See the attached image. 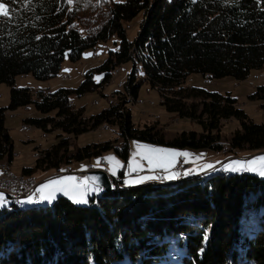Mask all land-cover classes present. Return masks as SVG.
Instances as JSON below:
<instances>
[{
  "label": "trees",
  "instance_id": "obj_1",
  "mask_svg": "<svg viewBox=\"0 0 264 264\" xmlns=\"http://www.w3.org/2000/svg\"><path fill=\"white\" fill-rule=\"evenodd\" d=\"M9 8L10 18L0 17V85L11 87L9 106L0 107V161L14 157L6 112L30 104L55 115L29 117V128L80 134L117 125L126 143L115 150L126 159L131 138L221 152L218 130L227 119L242 126L230 140L231 149L264 148V122H254L230 95L186 83L193 73L240 81L264 69V0H15ZM140 14V29L130 40L127 25ZM114 35L119 50H110L77 89L34 94L30 87L15 86L19 75L49 81L66 57L78 61L84 50ZM128 61L134 65L120 103L84 118L71 94L102 88ZM94 71L104 73L101 82L94 80ZM144 83L165 97L169 112L199 119L202 131H183L166 141L155 124L136 126L127 104ZM251 97L264 100V85ZM67 143L62 139L43 150L36 165L22 173L62 164ZM111 147V142L95 144L93 152ZM90 148L80 149L76 158L92 154ZM192 174L128 187L122 174L111 176L114 190L90 196L86 205L59 196L51 205L24 207L7 196L12 205L0 208V264H264V177Z\"/></svg>",
  "mask_w": 264,
  "mask_h": 264
},
{
  "label": "rangeland",
  "instance_id": "obj_2",
  "mask_svg": "<svg viewBox=\"0 0 264 264\" xmlns=\"http://www.w3.org/2000/svg\"><path fill=\"white\" fill-rule=\"evenodd\" d=\"M142 21V15L140 14L136 19L127 25V36L130 40H134L140 29V23ZM120 46V39L117 35H114L106 42H99L94 48L84 50L81 58L78 61H71L66 57L63 62L60 72L54 78L49 81H38L32 74L19 75L15 79V86L18 88L30 87L33 89L34 94L40 90H44L46 93L55 92L59 89H77L78 86L84 80L85 74L89 70H95L98 66L103 64L108 58L109 51H118ZM91 55H86V54ZM133 61L123 63L119 68L113 72L112 79L108 84L102 88L84 94L72 93L70 101L76 110L83 111V117L88 118L94 114L101 112L103 109L108 108L111 105L120 103L121 91H124L123 82L127 79L128 74L133 68ZM138 69L142 68V63L137 62ZM139 76H142V71L139 70ZM94 80L101 82L104 78V73L94 71ZM186 83L190 86L201 87L210 92H216L223 95H230L237 100V105L243 109L248 116L256 123L264 122V100L258 98H252L251 96L257 90V87L264 85V69L252 70L249 77L245 80H236L232 77H224L220 79L209 78L206 79L200 73H193L188 76ZM10 91L11 87L3 83L0 85V107H7L10 103ZM165 97H162L159 91L153 88L150 84L144 83L140 90L137 99L130 97V102L127 106L131 111L132 120L138 127H145L147 125H156L158 130L163 133L166 141L174 139L178 134L183 131H196L201 132L202 126L199 119H189L186 117H180L177 114L171 113L167 110L166 106L162 104ZM193 99L187 100L191 102ZM196 101H199V99ZM55 112L44 114L40 112L34 104L28 106L19 107L15 110H8L6 112L5 125L9 129V133L14 143V157L12 162H9L7 158L0 161V164L7 163L14 174L20 175L23 167H34L36 165V158L42 154L43 150L51 148L53 145L60 143L62 139H65L68 143V150L66 152V159L59 166H49L45 168H39L32 175V178L38 183V188L46 181L59 177H78V174L87 173L93 170H106L108 174L113 177H119L121 174L123 183L126 179H134L137 176H155L156 179L146 180L144 183H133L124 186H137L151 182L169 181L165 177L171 172L180 173L178 163L182 159L184 164H190L193 171V176H199L204 174L199 172L198 169L201 165L211 162L215 165L217 171L211 172L205 176H209L216 172L226 173H242L249 172L258 176L259 173L255 171H225V165H231L233 161H252L255 160L256 167H260L264 164V161H260L256 158L264 157V148L253 149L251 147H242L231 149L230 140L235 131L241 129L242 126L237 119L223 120L219 126L218 133L220 134V143L224 146L223 151L217 152L211 148H192V147H177L169 144L152 143L147 141L131 138L129 140V153L126 159L120 155L115 148L122 149L125 145V140L119 133L117 125L103 124L100 127L92 130L82 132L80 134L62 132L60 130H48L42 131L37 128H29L26 125L25 120L29 117L44 118L47 116H54ZM105 142H111L113 147L103 149L101 153L93 152V146L95 144L104 145ZM91 146L89 151L90 155H84L81 158H76L78 151L86 146ZM140 145L152 146L156 148L171 149L180 152H188L193 154L192 156L185 158L183 156L177 157L173 162L174 166L167 167L168 153L152 154L148 148L139 147ZM135 153V155H133ZM151 154L155 157H159L161 162L165 163V167H156L155 159L152 166L149 165L148 160L144 158L146 155ZM203 154L200 159H196L197 156ZM108 156H115L120 165L116 166L110 164L109 161L102 159ZM68 157V158H67ZM99 159V165L97 161ZM189 162H185V160ZM133 162V166H139L136 172H132L127 165ZM219 162V163H216ZM181 163V162H180ZM92 166V167H90ZM116 167V175H112L109 171L110 167ZM71 173H67V171ZM1 173V170H0ZM24 175V174H23ZM186 175L185 177H187ZM183 179L182 176H180ZM264 177V176H260ZM112 178V177H111ZM113 179V178H112ZM175 180V179H172ZM180 180V179H178ZM79 181H74L78 183ZM104 190V189H103ZM104 191L99 193H90L89 197L94 195H102ZM2 193V192H0ZM4 194V193H3ZM41 195V193H40ZM59 196H65L70 198V195H65L63 192H57L55 199ZM98 197V196H97ZM6 203L3 207H10L11 200L4 194ZM24 198L22 201H25ZM41 202V206H47L53 204ZM73 201V200H72ZM87 203H76L80 205H86ZM24 207L34 206L33 203H21ZM0 207V208H3ZM175 256V255H174ZM177 257V255L175 256Z\"/></svg>",
  "mask_w": 264,
  "mask_h": 264
},
{
  "label": "snow or ice",
  "instance_id": "obj_3",
  "mask_svg": "<svg viewBox=\"0 0 264 264\" xmlns=\"http://www.w3.org/2000/svg\"><path fill=\"white\" fill-rule=\"evenodd\" d=\"M15 2V0H9V2H3V0H0V17L4 18H10V8L9 4ZM69 3H72L73 0H68ZM39 39V37H37ZM86 55H91L86 54ZM139 147L142 148H148L150 150V153L152 154H160V153H168L169 158L167 159V167L171 168L174 166L173 162L176 160L177 157L183 156L185 158H188L192 156L193 154L188 153L186 151L180 152L176 150H171V149H164V148H156L152 146H146V145H140ZM135 155V153L133 154ZM203 154H200L199 156L196 157V159H200ZM144 158L148 160V163L150 166L154 164V159H155V166L156 167H165V163L161 162V159L159 157H155L151 154L146 155ZM102 159H105L110 162V164L113 165H120V161L115 157V156H108L104 157ZM260 161H264V157H258L256 158ZM185 162H189L187 159ZM219 163V162H216ZM97 165H99V159L97 161ZM255 165V160L252 161H240L236 160L233 161L231 165H225L224 170L225 171H232V172H239V171H255L258 172L260 176H264V164H262L260 167H256ZM128 168L131 169L132 172H136L138 169L137 166H133V162H130L127 165ZM109 171L112 173V175H116V167H110ZM193 171H197L196 169H188L185 170L183 173L184 175H190L193 173ZM199 172L204 173L205 175L210 174L211 172L217 171L215 165L211 162H207L203 165L200 166L198 169ZM179 173L171 172L169 175H167L165 178L172 180V179H177ZM156 179L155 176H137L134 179H126L124 183L126 185L128 184H133V183H144L146 180H152ZM79 181L78 183H74V181ZM103 191V188L99 184V177H81V178H76V177H59V178H54L46 181L45 183L41 184L39 188L37 189V192H40V200L36 201L32 196H29L25 201H20L21 203H35V202H48L51 203L52 200L55 199V194L57 192H63L65 195H70V198L73 200L74 203H87V196L90 193H99ZM6 203L4 194L0 193V207H3L4 204ZM208 238L207 233L204 235V240L206 241ZM203 251V249H201Z\"/></svg>",
  "mask_w": 264,
  "mask_h": 264
},
{
  "label": "built area",
  "instance_id": "obj_4",
  "mask_svg": "<svg viewBox=\"0 0 264 264\" xmlns=\"http://www.w3.org/2000/svg\"><path fill=\"white\" fill-rule=\"evenodd\" d=\"M190 168V164H184L181 159L178 163L177 168L180 172L179 176L184 175L183 173L185 172V170H188ZM78 176L81 178L85 177L86 174L81 173L78 174ZM37 185V182L31 185H23L20 181H14L13 177L10 175V181H3L2 179H0V192L6 194L12 199L28 198L29 196H32L33 198H38L40 197V192H37Z\"/></svg>",
  "mask_w": 264,
  "mask_h": 264
},
{
  "label": "bare ground",
  "instance_id": "obj_5",
  "mask_svg": "<svg viewBox=\"0 0 264 264\" xmlns=\"http://www.w3.org/2000/svg\"><path fill=\"white\" fill-rule=\"evenodd\" d=\"M9 168H10V166L7 163L0 164V170H1L0 179H2L3 181H10V175H11L13 177L14 181H20L23 185L35 184L36 180L34 178H32V175H23V174L17 175V174H14V172L12 173ZM25 176H27V177H25ZM181 176L183 178H185L186 175H181ZM179 177H178V179H179ZM22 199L23 198L13 199V200L16 203H18ZM34 200L39 201L40 197L34 198ZM35 203L39 204L40 202H35Z\"/></svg>",
  "mask_w": 264,
  "mask_h": 264
},
{
  "label": "water",
  "instance_id": "obj_6",
  "mask_svg": "<svg viewBox=\"0 0 264 264\" xmlns=\"http://www.w3.org/2000/svg\"><path fill=\"white\" fill-rule=\"evenodd\" d=\"M88 177H99V184L104 189V191L112 192L113 188V179L110 177L106 170H93L87 173Z\"/></svg>",
  "mask_w": 264,
  "mask_h": 264
},
{
  "label": "crops",
  "instance_id": "obj_7",
  "mask_svg": "<svg viewBox=\"0 0 264 264\" xmlns=\"http://www.w3.org/2000/svg\"><path fill=\"white\" fill-rule=\"evenodd\" d=\"M12 162V161H11ZM90 167H92V166H90Z\"/></svg>",
  "mask_w": 264,
  "mask_h": 264
}]
</instances>
